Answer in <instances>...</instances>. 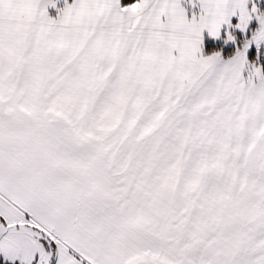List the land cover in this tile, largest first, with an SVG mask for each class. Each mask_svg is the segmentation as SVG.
Wrapping results in <instances>:
<instances>
[{
	"label": "snow or ice",
	"instance_id": "obj_1",
	"mask_svg": "<svg viewBox=\"0 0 264 264\" xmlns=\"http://www.w3.org/2000/svg\"><path fill=\"white\" fill-rule=\"evenodd\" d=\"M0 264H264V0H0Z\"/></svg>",
	"mask_w": 264,
	"mask_h": 264
}]
</instances>
